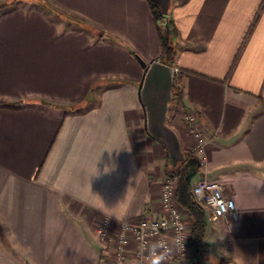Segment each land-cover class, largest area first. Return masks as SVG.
Instances as JSON below:
<instances>
[{"label":"crops","instance_id":"1","mask_svg":"<svg viewBox=\"0 0 264 264\" xmlns=\"http://www.w3.org/2000/svg\"><path fill=\"white\" fill-rule=\"evenodd\" d=\"M170 21L178 110L199 114L207 141L192 177L237 207L236 220L204 207L206 252L264 264V0H176ZM131 49L161 60L148 0H19L0 14V264H101L102 224L158 213L168 152L146 130ZM172 127L190 152L196 139Z\"/></svg>","mask_w":264,"mask_h":264},{"label":"built area","instance_id":"2","mask_svg":"<svg viewBox=\"0 0 264 264\" xmlns=\"http://www.w3.org/2000/svg\"><path fill=\"white\" fill-rule=\"evenodd\" d=\"M179 118L197 141L190 153H203L207 141L200 127L199 114L184 111ZM177 184V176L168 174L165 177L157 214H145L136 221L105 223L99 227L104 253L101 264H152L154 260L158 264H189L192 227L177 201ZM192 192L199 204L213 210V219L238 218L234 198L224 194L219 182L200 178L192 184Z\"/></svg>","mask_w":264,"mask_h":264},{"label":"trees","instance_id":"3","mask_svg":"<svg viewBox=\"0 0 264 264\" xmlns=\"http://www.w3.org/2000/svg\"><path fill=\"white\" fill-rule=\"evenodd\" d=\"M176 0H173V3ZM157 30L159 34V39L161 43V60L171 66L175 65V59L177 56L178 48L173 42L172 33H177V28L174 22L170 21L169 26L170 30H163L161 27V23L165 18H168V15L163 14L161 6L156 3L148 0ZM6 4L0 3V14L4 11ZM100 35L104 33L100 32ZM119 43L124 44L122 39H117ZM133 55L137 57V54L134 51H131ZM185 71L179 69L176 72L175 77V85L173 88L174 98L171 102V108L174 105H180L184 101V90H183V77ZM34 106L45 111L53 110L48 103H44V101H28L20 103V107L23 106ZM84 112L83 108H75L74 106H65L63 108V114L66 115L68 113H76L81 114ZM156 139V138H155ZM158 140V139H157ZM166 147V146H165ZM185 151V159L184 161L180 162L177 166H174L170 163V158L168 154V164H167V172L169 174H173L175 176H179V181L177 184V199L180 205L185 208L191 217L192 221V229H191V237H190V246H191V258L189 264H203L204 262H210L211 259L206 252V236L208 232V218L205 208L199 204L193 195L192 192V183L189 180V174L185 171L189 168L192 164L197 165L199 162L196 154L189 153ZM168 152V150H167ZM186 165V166H185ZM185 170H183V168ZM141 218V217H140ZM218 264H225L223 260L219 261Z\"/></svg>","mask_w":264,"mask_h":264},{"label":"water","instance_id":"4","mask_svg":"<svg viewBox=\"0 0 264 264\" xmlns=\"http://www.w3.org/2000/svg\"><path fill=\"white\" fill-rule=\"evenodd\" d=\"M150 1L158 3L165 15L172 9L173 0ZM137 58L144 68L139 98L145 112L146 130L166 146L170 163L177 166L184 161L185 151L178 132L169 124L176 69L160 59L148 62L138 55Z\"/></svg>","mask_w":264,"mask_h":264},{"label":"rangeland","instance_id":"5","mask_svg":"<svg viewBox=\"0 0 264 264\" xmlns=\"http://www.w3.org/2000/svg\"><path fill=\"white\" fill-rule=\"evenodd\" d=\"M14 3H19V0H10L9 2H7V3H5L6 4V6L7 5H10V4H14ZM176 72H178V70L176 71ZM44 103H48L49 104V106H51L52 108L53 107H55V105L52 103V102H47V101H44ZM180 113H183V112H181L180 110H178V107H177V105H174L172 108H171V111H170V120H169V124L172 126V125H176V124H178V121L179 120H181V119H179V115H180ZM188 152V151H187ZM190 153V152H189ZM186 166V165H185ZM185 168L186 167H184L183 168V170H185ZM193 168H187V170H185L188 174H189V177H190V181H191V183L192 184H194L195 182H194V177H192V174L193 173H191V170H192ZM177 178H178V181H179V176H177ZM199 180V179H198ZM176 198H177V189H176ZM177 201H178V199H177ZM178 203H179V201H178ZM180 204V203H179ZM181 206V205H180ZM182 207V206H181ZM183 208V207H182ZM183 211L184 212H186L185 214H187V217H188V225L189 226H191L192 227V221H191V217H190V214H189V212L185 209V208H183ZM203 264H218L217 263V260L216 259H214V260H212V261H210V262H204Z\"/></svg>","mask_w":264,"mask_h":264},{"label":"clouds","instance_id":"6","mask_svg":"<svg viewBox=\"0 0 264 264\" xmlns=\"http://www.w3.org/2000/svg\"><path fill=\"white\" fill-rule=\"evenodd\" d=\"M152 264H158V262L154 260V261L152 262Z\"/></svg>","mask_w":264,"mask_h":264}]
</instances>
